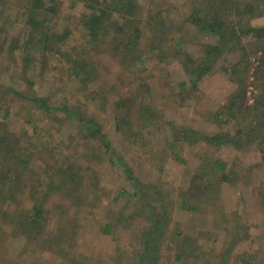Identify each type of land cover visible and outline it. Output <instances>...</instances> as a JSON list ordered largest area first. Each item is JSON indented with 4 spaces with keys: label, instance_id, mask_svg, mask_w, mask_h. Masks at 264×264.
Listing matches in <instances>:
<instances>
[{
    "label": "rangeland",
    "instance_id": "rangeland-1",
    "mask_svg": "<svg viewBox=\"0 0 264 264\" xmlns=\"http://www.w3.org/2000/svg\"><path fill=\"white\" fill-rule=\"evenodd\" d=\"M129 1L0 0V264H264V0Z\"/></svg>",
    "mask_w": 264,
    "mask_h": 264
},
{
    "label": "trees",
    "instance_id": "trees-1",
    "mask_svg": "<svg viewBox=\"0 0 264 264\" xmlns=\"http://www.w3.org/2000/svg\"><path fill=\"white\" fill-rule=\"evenodd\" d=\"M123 1H124V4H125L126 0H123ZM205 2H206V5H207V9H208V11H205L208 20H206L205 22H203L200 25V29L203 30V31H206V32H209V33L217 35V34H219V30L220 29L218 28L219 25L217 24L216 20L222 18V16H225V15L221 14L222 11H224V10L227 11L226 9H221V7L224 6V5H227V4H231L232 2H231V0H205ZM131 3L132 2L129 1L130 5H131ZM115 4L117 5L116 6L117 8L115 10H119L120 7H122V2L121 1H120V3H119V1H117ZM252 7L253 6H250L249 11H251V10L253 11ZM36 9H38V7H36ZM89 18H90V23L92 25H95L94 23L99 22V20L101 18L100 12L99 13H95L94 16L93 15L91 16V14H90ZM29 22H35V18L33 16H30L29 17ZM244 33H247V34L248 33H254L256 35L259 34L258 36H260V34L264 33V26L263 27H252V28H249L247 30V32H244ZM45 34H46V32H42L43 37L41 39L36 40L34 42V45L36 47L34 49L41 50L42 49L41 44L44 43V45H46L47 41H49V38ZM217 36L220 39H222V37H223L221 35L220 36L217 35ZM213 56L214 55L212 54L210 49L205 47V56H203V58H202L203 61L201 60L200 63L194 69V71L193 72L191 71V72H189L190 74H188L190 79H191V81H193L194 84L196 83V81H198L201 78V76H203V74H205L207 71H209V69L212 66V63L214 62L213 59H211ZM77 63L79 65V62H76L75 64H77ZM239 98L240 99L242 98L241 90L234 91L233 94L229 98L228 107L230 108L232 105H235L236 101ZM61 109L64 110V112L66 113L67 116H71L72 115V113H71L69 108L61 107ZM145 121H148V120H145ZM89 124H91V126H94V125H92V121L91 120L89 121ZM91 128H93V127H91ZM96 133H98V132H96ZM219 168L221 170L223 168V166L222 167L220 166ZM154 233L157 234L158 237L162 236V231L160 229H158V228L156 229V231ZM146 234L148 235V232ZM156 240L157 239H155V241ZM155 241L152 242V241H150V238H149V240L144 242L142 250L139 251L137 264H155V262L158 259V254H157L158 253V246L155 244Z\"/></svg>",
    "mask_w": 264,
    "mask_h": 264
}]
</instances>
